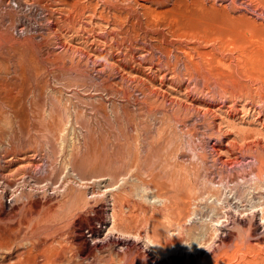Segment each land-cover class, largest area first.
Returning a JSON list of instances; mask_svg holds the SVG:
<instances>
[{
    "label": "rangeland",
    "instance_id": "1",
    "mask_svg": "<svg viewBox=\"0 0 264 264\" xmlns=\"http://www.w3.org/2000/svg\"><path fill=\"white\" fill-rule=\"evenodd\" d=\"M12 1L0 264H264V0Z\"/></svg>",
    "mask_w": 264,
    "mask_h": 264
},
{
    "label": "built area",
    "instance_id": "2",
    "mask_svg": "<svg viewBox=\"0 0 264 264\" xmlns=\"http://www.w3.org/2000/svg\"><path fill=\"white\" fill-rule=\"evenodd\" d=\"M11 6L21 17V20L13 27V34L16 37H26L27 35L36 34L41 31V25H38L37 23L35 25V22L33 23L31 20L26 18L30 15L40 19V22H42V19L46 20L47 13L42 8L34 4H21L16 0L11 2Z\"/></svg>",
    "mask_w": 264,
    "mask_h": 264
},
{
    "label": "bare ground",
    "instance_id": "3",
    "mask_svg": "<svg viewBox=\"0 0 264 264\" xmlns=\"http://www.w3.org/2000/svg\"><path fill=\"white\" fill-rule=\"evenodd\" d=\"M152 57H153V56H152ZM152 57H151V58H152ZM152 59H153V58H152ZM152 59H151V61H152ZM167 64H168V63H167ZM184 64H186V63L184 62ZM190 64H191V62H190ZM158 65H159V64H158ZM192 65H193V64H192ZM193 66H194V65H193ZM190 67H191V66H190ZM196 67H197V66H196ZM202 67H203V66H202ZM187 68H188V67H187ZM198 68H199V67H198ZM188 69H189V68H188ZM202 69H203V68H202ZM171 70H172V69H171ZM190 70H191V69H190ZM200 70H201V69H200ZM191 71H192V73H194L193 70H191ZM168 72H169V71H168ZM172 72H173V71H172ZM198 72H199V71H198ZM209 72L212 73V70L209 71ZM203 73H204V71H203ZM207 73H208V72H207ZM188 74H189V73H188ZM197 74H199V73H197ZM201 74H202V73H201ZM201 74H200V75H201ZM209 74H210V73H209ZM186 75H187V74H186ZM191 76H192V75H191ZM209 77H210V76H209ZM210 78H211V77H210ZM209 80H211V79H209ZM221 82H222V80H221ZM223 84H224V83H223ZM141 85H143V83H142ZM141 85H140V86H141ZM224 85H226V84H224ZM143 86H144V85H143ZM142 88H143V87H142ZM148 90H149V89H148ZM145 92H146V90H145ZM151 92H152V91H151ZM142 93H143V92H142ZM146 93L149 94L150 92L148 91V92H146ZM148 94H146V95H148ZM151 96H152V93H151ZM149 97H150V96H149ZM150 98H151V97H150ZM144 100H145V99H144ZM165 104H166V103H165ZM180 108H181V107H180ZM141 109H142V108H141ZM151 110H152V108H151ZM151 110H149V111H151ZM143 112H144V110H143ZM152 112H153V111H152ZM139 113H140V115L145 114V112L142 114L141 111H139ZM127 117H128V116H127ZM177 119H178V118H177ZM41 245H42V244H41ZM172 245H173V244H172ZM45 247H46V246H45ZM45 259H46V258H45ZM58 262H59V261H58ZM58 262H57V263H58Z\"/></svg>",
    "mask_w": 264,
    "mask_h": 264
}]
</instances>
